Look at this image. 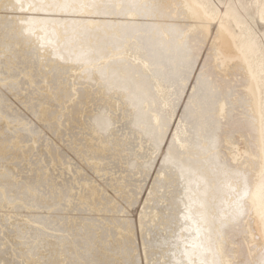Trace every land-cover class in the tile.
I'll use <instances>...</instances> for the list:
<instances>
[{
	"label": "bare ground",
	"instance_id": "1",
	"mask_svg": "<svg viewBox=\"0 0 264 264\" xmlns=\"http://www.w3.org/2000/svg\"><path fill=\"white\" fill-rule=\"evenodd\" d=\"M263 37L264 0H0V264H264Z\"/></svg>",
	"mask_w": 264,
	"mask_h": 264
},
{
	"label": "rangeland",
	"instance_id": "2",
	"mask_svg": "<svg viewBox=\"0 0 264 264\" xmlns=\"http://www.w3.org/2000/svg\"><path fill=\"white\" fill-rule=\"evenodd\" d=\"M256 28H258L259 30L260 29H262V24L260 23V22H257V24H256ZM264 38V37H263ZM19 104V103H18ZM20 107H22L21 105H19ZM142 194H143V192H142ZM137 208H138V205L136 204L134 207H132L131 208V215H132V217L133 218H136L137 217ZM135 209V210H134ZM137 234H136V238H139V233L138 232H136ZM138 247V246H137ZM141 249V246L140 247H138V252H141L142 250H140ZM140 250V251H139ZM141 254H142V252H141Z\"/></svg>",
	"mask_w": 264,
	"mask_h": 264
}]
</instances>
